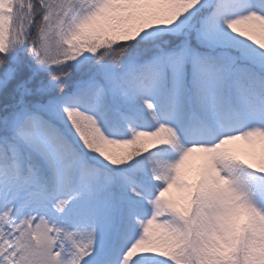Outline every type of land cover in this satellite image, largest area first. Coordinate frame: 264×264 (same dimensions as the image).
<instances>
[{
	"label": "snow or ice",
	"instance_id": "6c2138e0",
	"mask_svg": "<svg viewBox=\"0 0 264 264\" xmlns=\"http://www.w3.org/2000/svg\"><path fill=\"white\" fill-rule=\"evenodd\" d=\"M0 264H264V0H0Z\"/></svg>",
	"mask_w": 264,
	"mask_h": 264
}]
</instances>
